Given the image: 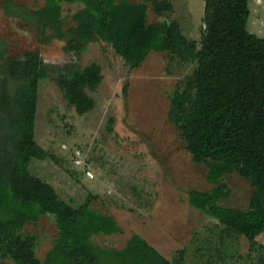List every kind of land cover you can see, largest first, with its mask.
Segmentation results:
<instances>
[{"label": "trees", "instance_id": "trees-1", "mask_svg": "<svg viewBox=\"0 0 264 264\" xmlns=\"http://www.w3.org/2000/svg\"><path fill=\"white\" fill-rule=\"evenodd\" d=\"M37 9L5 4L6 14L37 29L42 43L67 42V51L84 55L93 43H104L132 69L151 53L165 54L168 73L174 65L190 73L170 96L169 123L182 135L196 165L208 169L214 189L188 192L191 207L216 220L225 237L244 238L249 255L261 253L264 234V39L249 32V0H204L202 40L189 39L178 21L149 23L175 12L176 0H43ZM63 4L82 6L63 18ZM0 43V260L13 264H186L185 251L166 259L145 239L134 235L124 249L104 248L95 238L122 234L112 217L102 216L89 195L74 207L57 190L34 175V161L52 158L36 140L39 93L55 82L68 105L80 116L96 108L89 93L103 81L93 64L60 74L43 62L38 51L22 59L7 55ZM111 125L114 123L110 121ZM112 129L109 128V131ZM238 174L253 189L246 210L224 207L231 191L224 178ZM51 217L58 231L52 249L41 261V238L29 224Z\"/></svg>", "mask_w": 264, "mask_h": 264}, {"label": "rangeland", "instance_id": "rangeland-1", "mask_svg": "<svg viewBox=\"0 0 264 264\" xmlns=\"http://www.w3.org/2000/svg\"><path fill=\"white\" fill-rule=\"evenodd\" d=\"M6 3L37 9L44 1L0 0V43L8 57L22 59L38 51L43 62L56 66L60 74L93 64L102 69L101 85L89 93L96 108L84 116L68 105L55 82L43 83L36 140L52 158L31 165L34 175L74 207L89 195L99 197L92 209L112 217L123 233L94 242L121 250L138 235L168 260L185 251L186 264H264L261 253L249 255L244 238L225 237L222 244L224 228L188 203V192L214 189L207 181L208 169L193 162L182 135L168 120L170 96L191 67L174 65L169 74L166 55L151 53L139 69L132 70L104 43L90 44L84 55L69 53L67 42L43 44L37 29L7 16ZM62 7L64 20L72 25V15L82 6ZM249 9L247 28L264 39V0H249ZM148 15L150 24L178 21L189 39L198 44L202 40L204 0H176L175 12L167 18L151 10ZM88 171L94 179L86 176ZM223 182L231 196L221 205L246 210L253 193L250 185L237 173ZM26 231L41 238L37 255L44 261L58 238L53 218L42 217ZM258 242L264 246V234ZM0 264L13 263L0 260Z\"/></svg>", "mask_w": 264, "mask_h": 264}, {"label": "built area", "instance_id": "built-area-1", "mask_svg": "<svg viewBox=\"0 0 264 264\" xmlns=\"http://www.w3.org/2000/svg\"><path fill=\"white\" fill-rule=\"evenodd\" d=\"M86 176H87L89 179H94V178H95L94 174H93L92 172H90V171H88V172L86 173Z\"/></svg>", "mask_w": 264, "mask_h": 264}, {"label": "flooded vegetation", "instance_id": "flooded-vegetation-1", "mask_svg": "<svg viewBox=\"0 0 264 264\" xmlns=\"http://www.w3.org/2000/svg\"><path fill=\"white\" fill-rule=\"evenodd\" d=\"M28 25V24H27Z\"/></svg>", "mask_w": 264, "mask_h": 264}]
</instances>
